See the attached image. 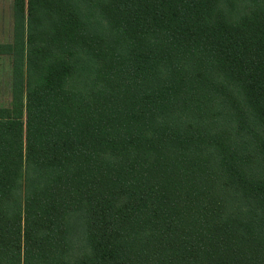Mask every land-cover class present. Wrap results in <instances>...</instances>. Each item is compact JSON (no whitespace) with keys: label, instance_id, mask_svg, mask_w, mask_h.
<instances>
[{"label":"trees","instance_id":"16d2710c","mask_svg":"<svg viewBox=\"0 0 264 264\" xmlns=\"http://www.w3.org/2000/svg\"><path fill=\"white\" fill-rule=\"evenodd\" d=\"M0 264H264V0H15Z\"/></svg>","mask_w":264,"mask_h":264},{"label":"rangeland","instance_id":"374dc122","mask_svg":"<svg viewBox=\"0 0 264 264\" xmlns=\"http://www.w3.org/2000/svg\"><path fill=\"white\" fill-rule=\"evenodd\" d=\"M15 0H0V43H10L15 33ZM12 65L9 54L0 55V104L11 101Z\"/></svg>","mask_w":264,"mask_h":264}]
</instances>
